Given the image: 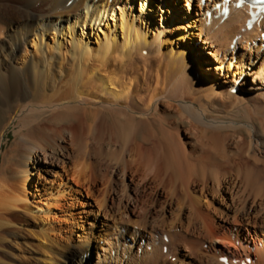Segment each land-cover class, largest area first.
<instances>
[{"label":"bare ground","instance_id":"6f19581e","mask_svg":"<svg viewBox=\"0 0 264 264\" xmlns=\"http://www.w3.org/2000/svg\"><path fill=\"white\" fill-rule=\"evenodd\" d=\"M220 1L0 0V122H17L0 165L2 264H17L10 240L35 264H84L72 230L100 184L144 228L159 218L133 264L167 261L165 236L186 264H264V12L248 23ZM41 160L54 179L34 211Z\"/></svg>","mask_w":264,"mask_h":264},{"label":"rangeland","instance_id":"374dc122","mask_svg":"<svg viewBox=\"0 0 264 264\" xmlns=\"http://www.w3.org/2000/svg\"><path fill=\"white\" fill-rule=\"evenodd\" d=\"M174 4V2H173ZM37 6V5H36ZM92 38L91 44L95 45V42ZM190 43V41H189ZM29 48H32V46L29 45ZM208 57V55H207ZM204 59V58H203ZM205 60V59H204ZM198 64V70L205 72V69L201 66L200 61H197ZM214 72V70H212ZM47 96H50L52 92L50 93L48 90L45 92ZM42 96H45L42 94ZM17 129V122L9 124L8 117L6 116L3 121L0 122V135L2 133L5 134L4 141L0 145V165L3 162V152L9 148L11 145L12 139H13V132ZM8 155V154H7ZM6 155V156H7ZM5 157V156H4ZM84 160L79 161L78 163H72L71 167H76L83 165ZM43 161L35 166H33V174H32V181L33 185L31 186L33 190V195H31V199L34 202L32 204V208L34 211H36V203L40 200H44L47 196V188L53 184L54 179V173L50 171V169H46V167H43ZM87 165V162L85 163ZM4 176H8V173H5ZM1 180V175H0ZM120 181H119V187H120ZM46 187V188H45ZM103 185L98 186V190L94 193V197H86L87 206L84 207L85 211L84 214L87 216L84 220V226L79 229V226L73 227V236L72 240L75 244H81L82 247L85 249L83 252L86 251L87 244L89 243L90 250L86 252L85 261L84 264H106L109 260L110 264H133L131 261H140L142 259L143 250H137L134 249L132 246L136 244L137 246H141L142 249L146 247V241L147 234H144L142 236V233H147L151 229H157L159 228V218L158 216H155L154 218H148L146 222L147 226H145V220L144 215L142 212L137 211L135 214H130L129 209H131L129 206H126L124 197L120 192H116L115 194L113 192H110L111 198L105 192H102ZM86 192L83 190V195ZM114 199L112 200V198ZM79 210V209H78ZM140 212V213H139ZM28 215V214H27ZM40 222V223H39ZM42 222L38 220V224L35 221V217L33 214H29V224L27 225L28 230L32 231H38L39 230V224ZM123 226H127V229L129 230V233L124 232L123 238L121 239V243L119 245V248L117 249L118 259L115 257L116 253L113 252V255H110V245L108 246V242H113V245H111L112 248L116 247L117 245L115 242V236H120L119 234H114L115 232H119L120 230H123ZM144 225V226H143ZM145 229V230H144ZM134 230L138 232V234L134 239H131L133 236H131L130 233H132ZM147 231V232H146ZM30 242L34 245L35 248H39L40 238L36 236H29ZM175 239V237H174ZM22 241H11L9 242V245H7L8 253H9V260L17 264H35L33 261V255L27 251L26 247L24 246V243ZM162 242L166 243L163 245L162 250L164 252V256H166L167 261L160 262V264H186L190 262V258L188 256H180L179 260H176V257L172 254V246L169 243V239L167 236L162 238ZM157 244V242H156ZM77 250V249H75ZM174 250V248H173ZM41 251V249H40ZM198 254L202 255H210L206 254L203 251H196ZM79 252L76 253L75 256H73V259H78ZM196 255V253H195ZM106 256L107 259L104 257ZM142 256V257H141ZM114 257L116 259H114ZM58 261H62V258L58 257ZM195 261V260H193ZM202 264H210L208 261L206 262L205 259L201 260ZM0 264L1 263V257H0ZM135 264V263H134Z\"/></svg>","mask_w":264,"mask_h":264}]
</instances>
